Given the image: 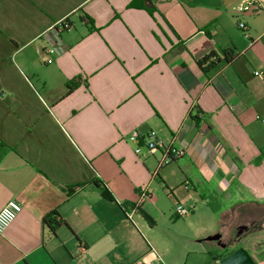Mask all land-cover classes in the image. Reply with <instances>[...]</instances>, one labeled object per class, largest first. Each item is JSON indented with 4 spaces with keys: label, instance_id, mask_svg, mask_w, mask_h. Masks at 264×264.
Instances as JSON below:
<instances>
[{
    "label": "crops",
    "instance_id": "obj_1",
    "mask_svg": "<svg viewBox=\"0 0 264 264\" xmlns=\"http://www.w3.org/2000/svg\"><path fill=\"white\" fill-rule=\"evenodd\" d=\"M132 1L0 0V264H264V0ZM153 132L184 156L136 154Z\"/></svg>",
    "mask_w": 264,
    "mask_h": 264
},
{
    "label": "built area",
    "instance_id": "obj_2",
    "mask_svg": "<svg viewBox=\"0 0 264 264\" xmlns=\"http://www.w3.org/2000/svg\"><path fill=\"white\" fill-rule=\"evenodd\" d=\"M244 8L241 7L238 9L237 14H242ZM68 30L72 29L73 26L67 25ZM238 27L244 32V36L246 39L250 40V44H253L254 42L251 41L249 34L246 33L247 27L245 23L239 22ZM59 28V31H61V28ZM217 58H213V61H215ZM256 76L262 78V73L256 72ZM132 140L136 142L137 148H136V154H140L142 150L145 148L147 151L151 154L158 150H162L163 152V163H168L173 160H177L184 156L185 151L183 149H177L173 146H166L163 141L158 139L156 136V133H150L149 139H147L144 146L140 145V139L138 137H132ZM23 210L22 204L17 201H10L7 203L5 207H3L0 210V234H4L10 226L14 223L16 218L18 217L19 213H21ZM135 212V211H134ZM175 213L178 217H186L190 214V211L185 208L184 206L180 204L175 205ZM128 218L132 217V214H127Z\"/></svg>",
    "mask_w": 264,
    "mask_h": 264
},
{
    "label": "trees",
    "instance_id": "obj_3",
    "mask_svg": "<svg viewBox=\"0 0 264 264\" xmlns=\"http://www.w3.org/2000/svg\"><path fill=\"white\" fill-rule=\"evenodd\" d=\"M129 8H131V9H143V10H146L150 15H153V13L155 12V7H153V5H152V3H151L150 0H133L130 3ZM82 18H83V20L86 23H88L89 25H91L93 29H95L94 24H93V21L89 17L83 15ZM67 25L73 26L72 23H71V21L69 19H64L63 21H61L60 23H58V27L61 28V31L68 30ZM213 58H216V57L214 55H210L209 57L204 58L202 61H200V65H206V70L211 69L212 67H214V63L217 62V59L215 61H213ZM234 58H235V56H234L233 53H228L226 55V61L231 62ZM79 80H80L79 78L75 79L71 83L72 86L73 87L76 86V83ZM69 89L71 91V88H69ZM195 115H197V114H194V116ZM102 195L104 197H106L107 199L113 200L112 195L110 194V192L108 191V189L105 186H102ZM58 217H59V215L55 211V212L51 213L47 218L44 219V223L46 225L50 226V227H53V229L55 230L56 227L58 225H60V222L57 220ZM148 219L151 221V219L149 217H148ZM63 223H64V221H63Z\"/></svg>",
    "mask_w": 264,
    "mask_h": 264
},
{
    "label": "rangeland",
    "instance_id": "obj_4",
    "mask_svg": "<svg viewBox=\"0 0 264 264\" xmlns=\"http://www.w3.org/2000/svg\"><path fill=\"white\" fill-rule=\"evenodd\" d=\"M263 215V213H262ZM188 218H180L174 220L172 223L163 224L159 228L160 235L163 239H171V243L176 250H183L186 245H190V242H187L185 239H191L187 236H193L190 232V229L187 224ZM211 235H204L201 238L196 239H208ZM209 243V242H208ZM241 248H245L244 242L240 244ZM247 250V249H246Z\"/></svg>",
    "mask_w": 264,
    "mask_h": 264
},
{
    "label": "water",
    "instance_id": "obj_5",
    "mask_svg": "<svg viewBox=\"0 0 264 264\" xmlns=\"http://www.w3.org/2000/svg\"><path fill=\"white\" fill-rule=\"evenodd\" d=\"M245 229H247V227H245L244 230ZM242 232L243 230L241 229L240 233ZM221 238H222V235H215V236L209 237L206 240L218 241L219 245H221L222 248H227L226 244L220 243ZM221 264H256V262L253 259L252 255L248 252V250H246L245 248H239L238 250L230 254L228 257H226L223 261H221Z\"/></svg>",
    "mask_w": 264,
    "mask_h": 264
},
{
    "label": "flooded vegetation",
    "instance_id": "obj_6",
    "mask_svg": "<svg viewBox=\"0 0 264 264\" xmlns=\"http://www.w3.org/2000/svg\"><path fill=\"white\" fill-rule=\"evenodd\" d=\"M244 228H245V227L242 228L243 231H244ZM248 229H249V228L247 227V229H245V231H248ZM236 239H240V237H237ZM222 244H226V243H223V242H222ZM226 245H227V244H226Z\"/></svg>",
    "mask_w": 264,
    "mask_h": 264
}]
</instances>
